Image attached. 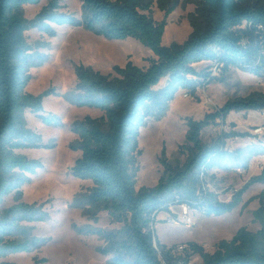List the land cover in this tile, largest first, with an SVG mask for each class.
Instances as JSON below:
<instances>
[{
  "label": "trees",
  "instance_id": "16d2710c",
  "mask_svg": "<svg viewBox=\"0 0 264 264\" xmlns=\"http://www.w3.org/2000/svg\"><path fill=\"white\" fill-rule=\"evenodd\" d=\"M40 2L0 0V258L33 252L45 243L33 234V226L27 223L46 220L49 214L43 205L23 201L22 190L29 182L28 173L36 172L42 163L20 152L41 145V136L28 126L27 109L45 123H52L50 118L56 117L43 114V99L51 92L40 95L26 92L31 79L28 68L37 64L30 53L26 31L31 26L50 29L38 20L45 11L38 19L29 21L23 14V6ZM152 3L83 0L87 29L110 40L135 38L150 48L155 57L150 58L147 67L131 61L125 66H115L114 75L77 66L78 83L74 91L65 95L66 99L76 106L103 112L100 117L87 115L71 125L78 135L72 147L82 150L72 172L94 183L90 193L77 200V205L96 220L101 211H107L112 222L123 223L117 230H93L105 240L101 251L111 256L112 264H162L159 249L167 264H189L196 253L203 257L201 264H264V190L259 196L261 206L255 212L261 228L256 232L240 228L231 240H222L214 253L189 241L185 254L174 257L171 250L176 246L162 243L156 228H152L158 214L170 211L172 204L187 203L192 209H204L208 215L220 216L233 211L251 185L264 183L263 167L261 174L252 176L244 187L234 192L230 201H222L215 192L204 189L202 176L206 178L215 167L247 168L253 156L264 154V144L230 152L226 149L228 138L250 134L223 131L210 143L204 142L201 136L210 125L226 124L232 111L264 112V92L229 99L203 119H189L186 162L174 167L163 151L164 172L159 182L137 188L139 137L148 118L165 115L180 88L196 94L198 88L215 81L209 66L198 70L195 64L218 59L223 62L225 72L230 66H240L264 79V29L261 27L264 26V0H199L189 15L193 28L189 37L183 43L170 46L163 45L166 19L157 21L144 12ZM158 3L166 16L174 9L170 0H158ZM46 18L58 24H80V20L71 16ZM164 78L168 83L156 89ZM230 125L234 127L235 123ZM9 195L14 196L15 203L3 208ZM0 264L13 263L1 261Z\"/></svg>",
  "mask_w": 264,
  "mask_h": 264
},
{
  "label": "rangeland",
  "instance_id": "374dc122",
  "mask_svg": "<svg viewBox=\"0 0 264 264\" xmlns=\"http://www.w3.org/2000/svg\"><path fill=\"white\" fill-rule=\"evenodd\" d=\"M143 1L153 2L149 9L144 10L145 13L157 21L166 19L163 45L183 43L189 37L193 30L189 15L195 11L199 0H170L174 9L168 16L159 7L158 0ZM43 11V17L38 19ZM23 14L29 21H44L45 27L50 29L47 31L31 26L26 31V38L31 46L30 53L37 62L28 68L31 79L26 92L33 95L51 92L43 99V114L56 117L50 118L52 123H45L27 109L25 117L28 126L41 136V145L20 150L29 158L42 163L36 172L28 173L29 182L22 187L23 201L43 205L49 217L27 223L33 226L35 236L45 240L41 247L33 252L10 254L0 258V262L112 264L111 256L101 251L105 240L93 230H117L123 227V223L112 222L107 211H101L98 220L87 215L84 208L77 205V200L88 195L94 183L90 179L79 178L72 172L76 160L82 155V150L72 147V143L78 139L71 128L72 123L87 115L100 117L103 112L89 106H76L65 95L76 88L77 66L84 65L105 75H114L115 66H125L131 61L140 67H147L150 58L155 55L135 38L110 40L87 29L83 19V0H41L38 4L24 5ZM48 15L71 16L80 20V24H58L46 18ZM208 63H197L195 67L202 70ZM167 83L168 79L164 78L156 89ZM257 91L264 92V79L240 66H230L222 77L198 88L196 94L189 89L180 88L165 115L149 117L141 128L137 188L154 186L159 182L164 172L161 161L163 151L174 167L186 162L189 155L186 147L189 119H203L207 113L221 107L229 99L247 97ZM231 122L235 123L234 127L230 125ZM258 126L263 127L262 131L256 132ZM231 130L248 132L250 135L228 138L226 149L230 152L264 144V119L259 112L252 113L251 116L234 113L226 124L206 127L201 136L204 142L210 143L223 131ZM263 167L264 154L253 156L247 168L215 167L205 178L206 187L215 192L220 200L230 201L234 192L244 187L252 176L261 174ZM263 190L264 183L251 185L244 192L242 202L233 211L220 216L208 215L204 209L191 210V221L194 222L192 226L179 220L168 222L166 211H162L158 217L157 235L168 247L195 241L204 246L207 252L214 253L222 240H231L240 228L245 227L253 232L261 228L255 212L261 206L259 196ZM14 203V196L9 195L5 198L3 208ZM171 208L175 212L180 211L178 204H172ZM171 208V214L175 216ZM42 259L45 261H37ZM202 262L203 257L196 253L192 255L189 264Z\"/></svg>",
  "mask_w": 264,
  "mask_h": 264
},
{
  "label": "built area",
  "instance_id": "2783aa9c",
  "mask_svg": "<svg viewBox=\"0 0 264 264\" xmlns=\"http://www.w3.org/2000/svg\"><path fill=\"white\" fill-rule=\"evenodd\" d=\"M261 27H262V29H264L263 25ZM215 51L218 52L217 50H215ZM208 62H209L208 66H209V72L211 74V78L216 79V78L222 77V75L225 73L223 62L219 61L218 59H214V60H211ZM186 96H188V94H186ZM262 129H263L262 126H258V128L256 129V132L262 131ZM202 179H203V182H202L203 188L206 189L207 187H206L205 177L202 176ZM177 204L180 207V211L175 212L170 207L172 209V211H174L175 216H173L171 214V211H170V212H168V214L166 216V220L168 222H175V221L179 220L181 222H185L188 225H191V226L194 225V222L191 221V213H192L191 210H194V209H192L187 203H177ZM152 228L155 229L156 225H153ZM156 247H157V249H159L157 245H156ZM187 248H188V246L186 244H180V245L172 248L171 254L174 257H179V256L185 254ZM159 254H160L162 264H167L165 258H163V256H162L160 249H159Z\"/></svg>",
  "mask_w": 264,
  "mask_h": 264
},
{
  "label": "crops",
  "instance_id": "0c3cea01",
  "mask_svg": "<svg viewBox=\"0 0 264 264\" xmlns=\"http://www.w3.org/2000/svg\"><path fill=\"white\" fill-rule=\"evenodd\" d=\"M204 62V61H203ZM205 62H207V61H205ZM201 63V62H200ZM196 65V64H195ZM257 112H259L262 116H263V119H264V114L262 113V112H260V111H256V110H250V111H247V112H236V111H232L231 113H230V115H229V117L231 116V115H233L234 113H240V114H242V115H248V116H251L252 115V113H257ZM229 117H228V119H229ZM160 214V213H159ZM159 214H158V216H157V223H156V227L158 226V217H159ZM166 214H168V212H166Z\"/></svg>",
  "mask_w": 264,
  "mask_h": 264
}]
</instances>
